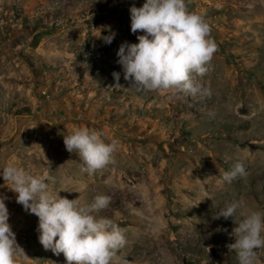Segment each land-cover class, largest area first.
I'll return each mask as SVG.
<instances>
[{
    "label": "rangeland",
    "instance_id": "rangeland-1",
    "mask_svg": "<svg viewBox=\"0 0 264 264\" xmlns=\"http://www.w3.org/2000/svg\"><path fill=\"white\" fill-rule=\"evenodd\" d=\"M144 3L0 0V197L27 256L17 264L67 262L40 244L38 217L3 179L10 164L51 176L53 194L80 205L111 197L97 215L126 238L112 264H238L228 247L236 224L215 216L233 200L264 212V0H192L218 45L197 77L212 90L204 99L141 92L124 79L117 51L138 43L130 7ZM81 127L117 142L114 163L83 171L64 145ZM238 159L247 177L221 183Z\"/></svg>",
    "mask_w": 264,
    "mask_h": 264
},
{
    "label": "clouds",
    "instance_id": "clouds-1",
    "mask_svg": "<svg viewBox=\"0 0 264 264\" xmlns=\"http://www.w3.org/2000/svg\"><path fill=\"white\" fill-rule=\"evenodd\" d=\"M191 4L192 0H145L141 7H130L131 32L143 34L137 36L138 43L120 45L116 62L137 91L211 98V87L197 77L207 74L218 45L205 15L192 11ZM114 35L106 36L105 43L110 44ZM112 75L119 86L120 73ZM64 145L69 153L78 154L88 174L115 162L117 142L105 143L100 132L87 127L64 136ZM2 175L18 194L16 202L38 217L40 244L57 256L62 253L67 264H112L126 244L123 229L97 215L109 206L111 197L97 195L91 203L80 205L78 199L53 194L54 179L47 174L33 175L10 164L3 167ZM247 175L244 161L238 159L222 173L221 183L231 184ZM4 201L0 197V264H17V257L27 256L8 222ZM244 207L243 200H233L215 219L232 218L236 224L231 233L235 242L228 247L236 253L238 264H257L258 250L264 248V212L244 211Z\"/></svg>",
    "mask_w": 264,
    "mask_h": 264
}]
</instances>
